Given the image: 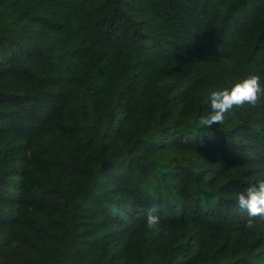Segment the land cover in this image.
<instances>
[{
  "label": "trees",
  "instance_id": "16d2710c",
  "mask_svg": "<svg viewBox=\"0 0 264 264\" xmlns=\"http://www.w3.org/2000/svg\"><path fill=\"white\" fill-rule=\"evenodd\" d=\"M249 74L264 0H0V264H264V97L198 124Z\"/></svg>",
  "mask_w": 264,
  "mask_h": 264
},
{
  "label": "clouds",
  "instance_id": "9594fccd",
  "mask_svg": "<svg viewBox=\"0 0 264 264\" xmlns=\"http://www.w3.org/2000/svg\"><path fill=\"white\" fill-rule=\"evenodd\" d=\"M262 97H264V87L261 86L260 77L249 74L229 89L211 91L208 95L210 111L199 116L198 124L204 129L211 128L214 124H222L225 114L234 107L242 108L248 105L254 108L261 102ZM234 200L240 209L247 212L248 219L245 222V228H254L255 218H264V180L251 184L244 191L236 193ZM158 213L159 207L155 204L146 210V227L151 231L159 230L161 221ZM120 215L127 221V213L122 212Z\"/></svg>",
  "mask_w": 264,
  "mask_h": 264
}]
</instances>
